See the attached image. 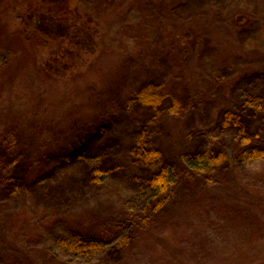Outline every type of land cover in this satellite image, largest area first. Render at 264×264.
<instances>
[{
	"label": "trees",
	"instance_id": "trees-1",
	"mask_svg": "<svg viewBox=\"0 0 264 264\" xmlns=\"http://www.w3.org/2000/svg\"><path fill=\"white\" fill-rule=\"evenodd\" d=\"M12 1L0 0L1 264H134L143 239L173 264H264V185L240 174L264 165V0H159L152 59L105 37L152 0ZM156 56L176 65L173 83L139 77ZM26 78L30 107L13 99ZM212 222L236 225L233 251L213 254Z\"/></svg>",
	"mask_w": 264,
	"mask_h": 264
},
{
	"label": "rangeland",
	"instance_id": "rangeland-1",
	"mask_svg": "<svg viewBox=\"0 0 264 264\" xmlns=\"http://www.w3.org/2000/svg\"><path fill=\"white\" fill-rule=\"evenodd\" d=\"M16 1L18 0H13L11 5H8V8L10 6L14 8L16 6L15 4ZM111 2L112 0H80V4L82 5L81 7L84 10H88L91 8L95 10H99L101 8L107 7L108 5L111 4ZM116 3H123V0H117ZM152 3L153 4L151 9L145 8L138 2L131 4L133 5V9L132 10L127 9V11L124 12L122 23H116L112 27L111 31L109 33H106L105 37L107 44H109V42H112L114 43V45H118L121 40L123 44L129 45V47L132 49L143 50V52H146L152 59L154 56V49L150 47L149 40H152L151 37L157 33L158 29L159 30L161 29V24H159V22L156 20V13H155V11H157L158 9L159 0H152ZM166 3L167 1H164V4ZM20 19L21 20L19 21L18 26L21 29L24 26V29H26L25 26L27 24L26 25L24 24V21L21 17ZM119 24H121V26ZM128 24L129 26L127 27ZM16 29H17L16 23H13L12 31H16ZM233 43L234 44L237 43L238 46L240 44L239 40L237 39H234ZM1 46L2 45H0V60L3 59L2 52L4 49V46L3 47ZM161 58L162 57L156 56L155 62H153L151 66L150 64H148L146 67H142L141 68L142 73L140 74L139 77H143L146 79L155 77L158 79L162 74L167 82L173 83V78L175 79V77L173 76L174 75L173 72L176 71V68H174V66L176 65H173L172 60H169L167 62L165 59H161ZM149 66L150 69L148 68ZM38 83L39 81L36 80L35 84ZM29 84L30 82L29 79L27 78L20 81V83H17L15 85L13 99L14 101L21 100L22 105L30 107L29 97L25 96V93L26 95L28 93ZM77 88L81 92V94L84 95L85 93V90H83L84 87L83 88L77 87ZM203 88H205V90L207 91V86ZM22 93H23V97H21ZM86 102L90 103L89 101ZM88 103L81 105V109L84 106H86ZM16 108H20V107H16ZM199 109L201 114L203 112V108H201V104ZM82 119H86V118L83 115H81V120ZM201 122L202 119L199 117L198 123ZM198 123H196V125H200ZM263 168H264L263 164L254 163L241 169L242 171L240 174L243 179L241 183H243L247 188H251V192L253 193H256L255 189L258 188L255 186L256 184L264 185V173H262L261 179L258 177V174ZM261 189H263V187ZM223 211L224 209H222L221 213L219 210L218 212L216 211L217 215L214 218L219 217L218 219H220L221 221V217H223L224 214ZM237 214L239 215V213ZM26 216L30 217V213L27 212ZM252 220H253L252 218H249L246 220V222L250 224ZM237 224L241 225L242 223H237ZM249 224H248V228L250 227ZM258 226L260 225L258 224ZM217 227L218 225L212 222L211 224H209V227L206 228L207 229L206 233L208 234L209 238L212 237L211 239H209V243H212L211 245H213L214 247L212 250L213 254L217 255L221 251L223 252L233 251L234 247L232 243L239 241V233L237 230H235L236 225H232V223L226 224L225 222L223 226H220L218 228ZM244 228L246 229L247 226H244ZM165 229L168 230L170 233V229H172V227L171 228L168 227ZM253 236L254 234L252 233V237ZM26 237L28 239L29 236L26 235ZM169 237L171 238V236ZM187 243H190L192 245L195 244L194 242L187 240V242L184 243L186 249H188L189 247ZM250 243L251 242L249 241L245 245H247V247H250L251 246ZM1 254L4 253L1 251L0 248V264L3 263L4 259L5 261L9 260L8 256L3 257L4 259H2ZM133 261L134 264H173L172 261L174 260H173V256L168 253L167 249L163 246L162 243L159 242L157 243L143 239L135 242V246L133 249Z\"/></svg>",
	"mask_w": 264,
	"mask_h": 264
}]
</instances>
